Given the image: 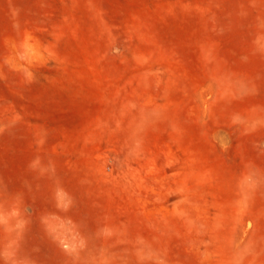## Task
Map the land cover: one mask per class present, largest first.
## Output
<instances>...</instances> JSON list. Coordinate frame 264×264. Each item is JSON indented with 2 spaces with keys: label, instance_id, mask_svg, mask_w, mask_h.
<instances>
[{
  "label": "rangeland",
  "instance_id": "obj_1",
  "mask_svg": "<svg viewBox=\"0 0 264 264\" xmlns=\"http://www.w3.org/2000/svg\"><path fill=\"white\" fill-rule=\"evenodd\" d=\"M0 264H264V0H0Z\"/></svg>",
  "mask_w": 264,
  "mask_h": 264
}]
</instances>
